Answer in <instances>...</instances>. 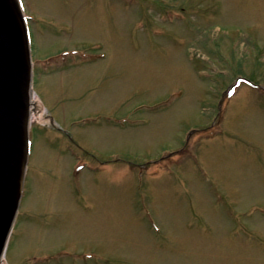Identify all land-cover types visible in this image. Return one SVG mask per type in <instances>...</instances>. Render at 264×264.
Returning a JSON list of instances; mask_svg holds the SVG:
<instances>
[{
  "label": "rangeland",
  "instance_id": "rangeland-1",
  "mask_svg": "<svg viewBox=\"0 0 264 264\" xmlns=\"http://www.w3.org/2000/svg\"><path fill=\"white\" fill-rule=\"evenodd\" d=\"M24 2L34 58L53 63L35 64L40 214L20 215L8 264H264V90L242 85L190 157L151 168L235 77L264 86V0Z\"/></svg>",
  "mask_w": 264,
  "mask_h": 264
},
{
  "label": "water",
  "instance_id": "water-1",
  "mask_svg": "<svg viewBox=\"0 0 264 264\" xmlns=\"http://www.w3.org/2000/svg\"><path fill=\"white\" fill-rule=\"evenodd\" d=\"M27 47L16 0H0V253L9 220L2 212V205L7 198L15 202V182L10 180L20 176L25 159L18 152L25 144L20 132L23 135L27 117V101H24L30 80Z\"/></svg>",
  "mask_w": 264,
  "mask_h": 264
},
{
  "label": "bare ground",
  "instance_id": "bare-ground-1",
  "mask_svg": "<svg viewBox=\"0 0 264 264\" xmlns=\"http://www.w3.org/2000/svg\"><path fill=\"white\" fill-rule=\"evenodd\" d=\"M36 97V96H35ZM41 146H42V144H40ZM40 145H39V147H40Z\"/></svg>",
  "mask_w": 264,
  "mask_h": 264
}]
</instances>
